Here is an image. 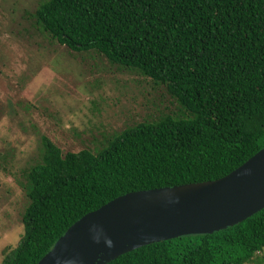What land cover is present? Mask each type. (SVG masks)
<instances>
[{"label":"trees","instance_id":"1","mask_svg":"<svg viewBox=\"0 0 264 264\" xmlns=\"http://www.w3.org/2000/svg\"><path fill=\"white\" fill-rule=\"evenodd\" d=\"M37 30L163 86L178 107L62 154L41 136L25 170L24 233L1 264H38L84 215L133 192L218 180L264 148V0H42ZM264 209L225 230L150 244L108 264H249Z\"/></svg>","mask_w":264,"mask_h":264},{"label":"rangeland","instance_id":"2","mask_svg":"<svg viewBox=\"0 0 264 264\" xmlns=\"http://www.w3.org/2000/svg\"><path fill=\"white\" fill-rule=\"evenodd\" d=\"M41 1L0 0V264L24 233L23 174L41 161V136L63 155L95 151L114 133L178 112L165 87L40 33L30 15ZM249 264H264V251Z\"/></svg>","mask_w":264,"mask_h":264},{"label":"water","instance_id":"3","mask_svg":"<svg viewBox=\"0 0 264 264\" xmlns=\"http://www.w3.org/2000/svg\"><path fill=\"white\" fill-rule=\"evenodd\" d=\"M264 209V148L215 180L120 196L74 223L38 264H108L138 248L237 225Z\"/></svg>","mask_w":264,"mask_h":264}]
</instances>
